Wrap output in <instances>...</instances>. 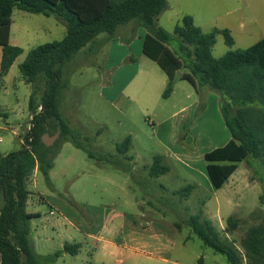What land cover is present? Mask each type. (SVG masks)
Instances as JSON below:
<instances>
[{
	"label": "rangeland",
	"instance_id": "1",
	"mask_svg": "<svg viewBox=\"0 0 264 264\" xmlns=\"http://www.w3.org/2000/svg\"><path fill=\"white\" fill-rule=\"evenodd\" d=\"M234 2L235 8L243 9L246 8L243 2L252 4L243 20L225 17V12H213L214 4L221 0H168L170 9L161 14L158 25L174 35L182 19L191 16L203 33L217 31L212 54L218 59L229 51L248 49L264 38V0ZM12 20L11 44L22 48L23 54L5 77L4 85H0V111L6 115L0 117V157L22 148L31 128L30 98L33 95L40 103L46 88L42 77L34 84L26 83L19 66L32 49L61 41L67 34L66 24L55 16L15 9ZM226 29H232V46L226 42L223 33ZM139 30L124 38L119 30L114 37L103 33L65 65L63 78L68 87L63 91L61 112L96 157L91 158L87 151L71 142H63L61 137L48 146L54 163L50 183L41 172L36 176L34 173L28 183L31 196L27 210L41 214L31 220V245L40 255L57 253L60 244L46 246L43 230L52 231L55 224L64 230L68 226L76 238L67 241L82 243L81 252L64 253L41 264H88L84 237L69 226L65 217L81 227L83 222L93 226L94 215L100 209L116 206L123 212L141 216V208L147 204L152 223L165 222L173 231H181L174 259H182L183 264H229L224 255L206 247L187 226L190 217L203 209V220L212 223L221 240L237 248L240 264H251L242 244L251 228L264 226L261 166L251 160L240 163L228 183L216 189L205 160L206 153L223 147L232 138L222 113V106L230 100L207 86L195 88L181 80V74H177L173 94L164 98L168 77L156 62L142 56V41L148 30L144 26ZM169 47L182 55L178 38ZM1 59L0 47V62ZM181 73L190 70L184 68ZM127 137L132 138L130 150L120 154L117 146ZM101 156L107 160H98ZM158 156L164 157L163 164L170 171L153 178L150 169ZM188 185L194 186L193 192L188 198H181L177 192ZM46 200H54L56 206L51 208ZM231 216L238 221V228L227 232Z\"/></svg>",
	"mask_w": 264,
	"mask_h": 264
},
{
	"label": "trees",
	"instance_id": "2",
	"mask_svg": "<svg viewBox=\"0 0 264 264\" xmlns=\"http://www.w3.org/2000/svg\"><path fill=\"white\" fill-rule=\"evenodd\" d=\"M167 8L168 0H0V85L23 54L22 48L11 44L15 9L58 17L67 27V34L61 41L32 49L19 66L26 83L34 84L42 77L46 88L40 103L33 95L30 98L31 128L25 135L22 148L0 157V197L3 200L0 207V264L48 263L62 255L57 253L41 258L30 244V220L36 216L27 212L31 196L28 183L37 169L48 183L51 181L49 173L54 163L49 154L53 152L42 140L45 134L60 133L63 142H71L87 151L91 158L96 157L80 141L78 133L61 112L63 91L68 87L63 69L101 34L114 37L119 27L131 22L148 30L143 54L156 62L168 77L164 98L172 95L177 74H181L180 79L190 82L195 88L207 86L230 100L222 106V113L232 138L223 147L205 154L213 187L223 188L239 164L250 160L260 164L264 183V39L248 49L229 51L216 59L212 48L217 31L205 34L191 16H185L173 35L158 25L159 16ZM223 33L227 44L234 45L230 31L226 29ZM175 37L180 40L179 52L182 55L169 48ZM184 68H188L190 73H181ZM235 106L238 108L234 109ZM2 116L6 115L0 111ZM131 143L132 138L127 137L117 146L118 152L127 154ZM98 160L107 159L101 156ZM163 160L162 156L155 158L151 176L159 177L170 171ZM193 190L194 186L188 185L177 194L185 199ZM261 200L264 202V195ZM227 223V232L238 228V221L233 216ZM187 226L206 247L224 255L229 264H240L237 248L221 240L212 223L203 220V209L190 217ZM242 246L251 264H264V226L251 228ZM79 248L77 244L67 243L63 252L76 255Z\"/></svg>",
	"mask_w": 264,
	"mask_h": 264
},
{
	"label": "crops",
	"instance_id": "3",
	"mask_svg": "<svg viewBox=\"0 0 264 264\" xmlns=\"http://www.w3.org/2000/svg\"><path fill=\"white\" fill-rule=\"evenodd\" d=\"M234 1L236 0H221V3H215L213 6V12H225L223 13L225 17L234 16L233 19L236 18L238 21L243 20V18L247 16L248 11L252 10V4L243 2L246 8H235L233 4L235 5L237 3ZM169 9L170 6L168 5L167 10ZM217 18L219 19L221 16L218 15ZM159 26L161 27V25ZM121 27L122 28L119 27L118 33L124 38L131 33H134L137 29H140L138 32H141L142 26H137L134 22H131L130 24ZM227 30L230 31L232 29ZM144 40L142 41L143 45ZM143 55L144 54H142V56ZM140 73H142V69L138 71V76ZM141 81L143 82V78ZM130 84L131 83L125 85L122 91L123 94ZM37 172H39L38 169L35 171L34 176H36ZM150 177L158 178L154 176ZM110 181L114 182L112 180ZM46 201L51 208H54V205L56 206V202L54 200ZM129 205L135 207V205H132L131 201H129ZM146 205L147 204H144L141 208L143 212L141 216H135L131 213L123 212L120 209H117L116 206H113L112 208L107 207L100 209L99 213H95L94 215L95 223L93 226H89L87 223L83 222L81 227L77 225L74 220L70 219L69 217H65V220L68 221L69 226L75 227L76 231L82 234L84 237V245L86 243L88 246V264H183L182 259L173 258L176 253L175 246L178 242L177 236L181 231H173L167 224H165V222L161 224L152 223L150 216L148 215L149 208L146 207ZM28 213L36 216L33 219L41 216V214L38 212ZM50 213L54 214L53 211ZM42 238L44 244L48 247L54 246L56 242L60 244L61 250L57 253H62V255L65 253L63 251L65 244L67 243L79 245L80 248L76 255H78L83 249L82 243H70L67 241V238H76V235L71 232L68 226H66L64 230L59 224L52 225V231L45 229L43 230ZM191 238L192 237L190 236L189 239ZM185 242H187V239H185ZM36 254L41 258L52 256L40 255L38 253Z\"/></svg>",
	"mask_w": 264,
	"mask_h": 264
},
{
	"label": "water",
	"instance_id": "4",
	"mask_svg": "<svg viewBox=\"0 0 264 264\" xmlns=\"http://www.w3.org/2000/svg\"><path fill=\"white\" fill-rule=\"evenodd\" d=\"M58 137H60V133H57L54 136H49V134H45L42 140L47 146H50Z\"/></svg>",
	"mask_w": 264,
	"mask_h": 264
},
{
	"label": "built area",
	"instance_id": "5",
	"mask_svg": "<svg viewBox=\"0 0 264 264\" xmlns=\"http://www.w3.org/2000/svg\"><path fill=\"white\" fill-rule=\"evenodd\" d=\"M24 143V142H23ZM29 147V146H28Z\"/></svg>",
	"mask_w": 264,
	"mask_h": 264
}]
</instances>
